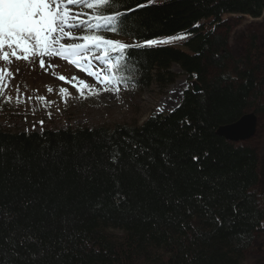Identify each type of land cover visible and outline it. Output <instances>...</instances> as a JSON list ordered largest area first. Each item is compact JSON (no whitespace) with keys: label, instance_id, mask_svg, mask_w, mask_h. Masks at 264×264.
I'll list each match as a JSON object with an SVG mask.
<instances>
[{"label":"trees","instance_id":"obj_1","mask_svg":"<svg viewBox=\"0 0 264 264\" xmlns=\"http://www.w3.org/2000/svg\"><path fill=\"white\" fill-rule=\"evenodd\" d=\"M126 8L138 40L187 34L189 48L135 50V82L164 90L177 64L201 91L190 86L178 107L140 124L0 126V264H245L262 243L259 152L217 129L264 114L256 39L236 58L219 31L233 15L261 17L264 0Z\"/></svg>","mask_w":264,"mask_h":264},{"label":"snow or ice","instance_id":"obj_2","mask_svg":"<svg viewBox=\"0 0 264 264\" xmlns=\"http://www.w3.org/2000/svg\"><path fill=\"white\" fill-rule=\"evenodd\" d=\"M139 7L143 5L138 4ZM135 10L126 8V0H0V59L11 63V57L25 61L39 58L43 69L45 57H59L102 86L94 89L93 85L77 77L71 80L63 75L58 77L75 88L81 98L99 95L101 91L118 93L121 86L128 87L129 65L139 64L133 55L135 50L183 39L187 35L164 40L145 39L138 43L137 32L128 27L130 13ZM105 33L128 35L134 39L128 44L111 39ZM5 73L7 77H13L11 71L0 69V96H4L7 87ZM47 91L51 93L52 87L48 86ZM58 94L67 104L71 97L68 89L60 87ZM6 99L11 101L12 97ZM37 99L44 101L46 97ZM16 103H23V100L18 96Z\"/></svg>","mask_w":264,"mask_h":264},{"label":"rangeland","instance_id":"obj_3","mask_svg":"<svg viewBox=\"0 0 264 264\" xmlns=\"http://www.w3.org/2000/svg\"><path fill=\"white\" fill-rule=\"evenodd\" d=\"M219 31L220 33L229 32V51L236 58L244 54L250 37L256 39L264 57V15L257 19L250 16H232L226 27ZM112 39L120 40L117 36ZM184 39L159 44L174 45L189 51V48L183 44ZM50 65L56 67L53 68ZM73 67L71 63L59 57L45 59L43 69L39 65V58L25 61L11 57V63L0 59V69L13 73L11 78L5 73L7 87L4 89V96H0V126L14 131L34 127L39 131L41 125L67 128L70 125L91 127L99 124L109 126L116 123L139 124L153 111L168 112L175 108L181 101L183 90L190 85V81L180 68L173 66L179 78L175 84L164 91L155 85L138 89L132 83H128V87L121 86L118 93L101 91L99 95L84 99L75 88L59 80L58 77L63 75L69 80L77 77L93 85L94 89H101L102 86L82 70ZM48 86L53 89L51 93L47 91ZM60 87L67 88L71 93L67 104L58 94ZM8 96L12 97L11 101H7ZM18 96L23 103H16ZM39 96L46 97V100L37 99ZM49 101H55V103H48ZM242 143H248L259 152L262 173L260 189L264 191V114L258 115L256 133ZM260 242L262 243L256 246L245 264H264V237Z\"/></svg>","mask_w":264,"mask_h":264},{"label":"water","instance_id":"obj_4","mask_svg":"<svg viewBox=\"0 0 264 264\" xmlns=\"http://www.w3.org/2000/svg\"><path fill=\"white\" fill-rule=\"evenodd\" d=\"M193 90L199 92L201 87L194 83ZM258 125V116L254 112L243 114L233 123L219 126L217 133L232 142H244L249 140L255 133Z\"/></svg>","mask_w":264,"mask_h":264},{"label":"bare ground","instance_id":"obj_5","mask_svg":"<svg viewBox=\"0 0 264 264\" xmlns=\"http://www.w3.org/2000/svg\"><path fill=\"white\" fill-rule=\"evenodd\" d=\"M44 59H47V57H45Z\"/></svg>","mask_w":264,"mask_h":264}]
</instances>
